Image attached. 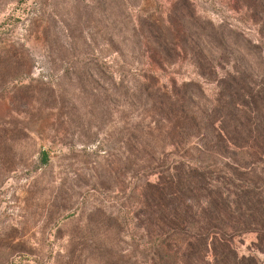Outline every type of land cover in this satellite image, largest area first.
Masks as SVG:
<instances>
[{"label":"rangeland","instance_id":"374dc122","mask_svg":"<svg viewBox=\"0 0 264 264\" xmlns=\"http://www.w3.org/2000/svg\"><path fill=\"white\" fill-rule=\"evenodd\" d=\"M192 93L254 100L246 156L186 143ZM262 134L264 0H0V264H152L159 180L234 159L262 185ZM257 237L233 247L264 264Z\"/></svg>","mask_w":264,"mask_h":264},{"label":"trees","instance_id":"16d2710c","mask_svg":"<svg viewBox=\"0 0 264 264\" xmlns=\"http://www.w3.org/2000/svg\"><path fill=\"white\" fill-rule=\"evenodd\" d=\"M191 95L198 99L199 104L191 108L188 103L183 119L189 126L187 130L198 127L199 134L191 137L183 129L181 136L186 143L190 145L189 140L198 139L200 152L211 155H223L220 147L241 148L246 156L243 151L248 143L244 138L245 128L236 116L243 117L245 107L250 111V102L254 105V100L245 105L238 103L242 106L240 109L232 100L222 104L218 99L216 106L214 101L201 93L189 94L188 102ZM173 97L169 99L174 105L178 97L176 94ZM233 108L238 112L235 113ZM219 117L223 118L219 120L221 124L224 121L231 123L240 137L237 139L243 142L230 136L225 126H215ZM207 126L212 127V136L208 134ZM260 126H263V121ZM211 143L214 146L210 147ZM232 161L234 163L230 166L223 165L224 170L215 164L204 166L200 162L191 166L180 162L175 170L172 168L167 176L159 180L155 186L156 198H159L156 205L161 208L158 212L163 216L159 220H168L169 230L158 231L153 238L156 240L151 248L152 264H189V259L193 257L202 262L208 259L209 254L212 264H262L254 256H240L233 247V241L244 234L256 233L257 248H264V184L262 186L251 180L250 168L234 159ZM214 173H218L216 177ZM161 192L164 193L160 194L163 199L159 196Z\"/></svg>","mask_w":264,"mask_h":264}]
</instances>
